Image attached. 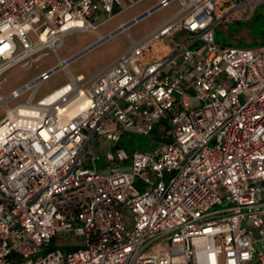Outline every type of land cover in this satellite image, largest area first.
Here are the masks:
<instances>
[{"label":"built area","instance_id":"2783aa9c","mask_svg":"<svg viewBox=\"0 0 264 264\" xmlns=\"http://www.w3.org/2000/svg\"><path fill=\"white\" fill-rule=\"evenodd\" d=\"M139 1L0 0V77L47 49L59 55L67 33L97 30L101 16ZM175 1L173 18L132 40V25ZM261 2L240 0L236 11L249 18ZM216 10L217 0H162L109 35L126 31L133 46L91 80L72 77L34 104L72 62L60 60L0 96V264H264V47L220 46ZM161 39L173 40L170 54L144 63ZM163 123L152 152L121 147L124 134L153 136Z\"/></svg>","mask_w":264,"mask_h":264},{"label":"rangeland","instance_id":"374dc122","mask_svg":"<svg viewBox=\"0 0 264 264\" xmlns=\"http://www.w3.org/2000/svg\"><path fill=\"white\" fill-rule=\"evenodd\" d=\"M240 0H217L216 17L221 21L215 30L217 43L222 47H237L250 50H261L264 47V2L259 3L252 15L247 18L248 12L236 11ZM161 0H141L128 8L123 7L114 17L106 23V16H101L95 24L100 25L97 30L86 32L72 31L64 36L62 46L59 49V55L51 50H45L41 54L28 59L25 64H20L0 77V96L8 98L15 90H19L43 71L51 67L57 68L60 65V58L69 60L75 56L68 66L58 69L47 81L39 88L33 103L44 99L55 91L72 82V77L76 78L83 75L86 81L94 78L98 73L112 64L122 54L130 50L134 42H140L161 25L172 18L181 10L180 1L171 3L168 7L155 11L153 14L142 19L139 23L132 25L128 32L116 33L108 38L110 34L117 32L123 25L131 23L133 20L143 16L148 10L157 6ZM125 6V5H124ZM104 41L101 42V40ZM30 43L38 41V37L31 33L28 36ZM173 47L172 39H161L154 43L141 57L144 63L162 59L170 54ZM19 45V52L22 51ZM31 92L24 94L19 99H12L7 103L9 109H14L20 104L25 103L30 97ZM7 110L0 106V122L6 117ZM108 129H116L114 122L107 124ZM95 142L101 144L106 149L104 139L98 138L93 141V149L101 156L97 163L99 171L107 169L109 166L104 156V151L95 145ZM160 139L153 136H142L134 134H124L121 141V147L131 155L134 152H152L160 145ZM124 219L127 221V213L121 210ZM56 243L52 244L54 247ZM168 243L156 245L151 253L167 250ZM49 249H45L39 257H46Z\"/></svg>","mask_w":264,"mask_h":264},{"label":"bare ground","instance_id":"6f19581e","mask_svg":"<svg viewBox=\"0 0 264 264\" xmlns=\"http://www.w3.org/2000/svg\"><path fill=\"white\" fill-rule=\"evenodd\" d=\"M80 106H81L80 104H74L72 106H69L68 108H66V112L70 114L71 116H74L79 111Z\"/></svg>","mask_w":264,"mask_h":264},{"label":"trees","instance_id":"16d2710c","mask_svg":"<svg viewBox=\"0 0 264 264\" xmlns=\"http://www.w3.org/2000/svg\"><path fill=\"white\" fill-rule=\"evenodd\" d=\"M166 125V123H163L161 124L155 131H154V134H153V137L156 138V139H160L161 141V135L163 133V127Z\"/></svg>","mask_w":264,"mask_h":264},{"label":"crops","instance_id":"0c3cea01","mask_svg":"<svg viewBox=\"0 0 264 264\" xmlns=\"http://www.w3.org/2000/svg\"><path fill=\"white\" fill-rule=\"evenodd\" d=\"M161 1H162V0H161ZM174 16H175V15H174ZM174 16H173V17H174ZM173 17H172V18H173ZM170 19H171V18H170ZM170 19H169V20H170ZM166 22H167V21H166ZM101 42H102V41H101ZM48 50H50V49H48ZM51 51H52V50H51ZM77 57H78V56H75V57H73V58H71V59H69V60H72V61H73V60L76 59ZM60 60H63V59L60 58ZM25 63H26V62H25ZM25 63H23V64H25ZM51 68H55V66H54V67H51ZM51 68H49L48 70H50ZM48 70H45V71H43L42 73H44V72H46V71H48ZM42 73H41V74H42ZM41 74H40V75H41ZM40 75H39V76H40ZM39 76H37L36 78H38ZM36 78H34V80H35ZM32 81H33V80H32ZM32 81H31V82H32Z\"/></svg>","mask_w":264,"mask_h":264},{"label":"water","instance_id":"95a60500","mask_svg":"<svg viewBox=\"0 0 264 264\" xmlns=\"http://www.w3.org/2000/svg\"><path fill=\"white\" fill-rule=\"evenodd\" d=\"M142 17V16H141Z\"/></svg>","mask_w":264,"mask_h":264}]
</instances>
